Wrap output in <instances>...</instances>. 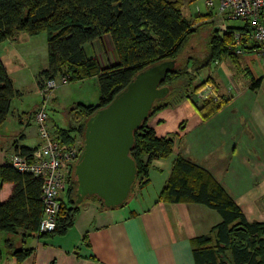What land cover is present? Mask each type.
I'll use <instances>...</instances> for the list:
<instances>
[{
	"label": "trees",
	"instance_id": "16d2710c",
	"mask_svg": "<svg viewBox=\"0 0 264 264\" xmlns=\"http://www.w3.org/2000/svg\"><path fill=\"white\" fill-rule=\"evenodd\" d=\"M210 15L207 12L188 19L180 0H0V42L19 31L31 36L45 33L48 62L38 72L41 85L45 78L60 74H69V82L97 78L98 101L77 102L72 109L78 124L54 128L55 134L68 144L78 134L83 138L88 117L108 104L138 74L162 62H173L161 82L168 87L167 93L153 102L147 118L134 131L129 151L136 166L131 195L136 188L147 184L152 159L168 157L173 150V136L156 135L149 123L150 117L160 109L188 100L204 118L226 100L217 93L211 76L197 79L201 69L235 54L232 47L236 31L229 25L220 29ZM239 28L243 34L248 31L247 24ZM105 33L111 37L116 61L100 67L83 46ZM197 37L203 38L202 55L192 52L191 42ZM253 42L241 39L239 45L247 47V43ZM207 82L216 98L197 101L196 91ZM258 82L256 79L255 84ZM17 93L0 57V125ZM16 141L12 142L14 151L28 155L35 149V146L17 145ZM79 146L81 149V143ZM74 164L67 172L64 196H59L56 227L49 233L38 232L42 213L40 179L18 171L10 162L0 164V182L13 184L10 196L0 201V231L6 233L0 246V263L3 257L20 263L30 254L31 247L15 245L18 233L22 239L34 233L38 237L62 235L72 227L80 204L86 199L107 207L96 196L86 197L79 203L75 201ZM157 201L202 203L220 214V221L208 233L192 239L196 264H264V222L248 220L228 192L201 166L178 154ZM83 238L86 240V234Z\"/></svg>",
	"mask_w": 264,
	"mask_h": 264
},
{
	"label": "crops",
	"instance_id": "0c3cea01",
	"mask_svg": "<svg viewBox=\"0 0 264 264\" xmlns=\"http://www.w3.org/2000/svg\"><path fill=\"white\" fill-rule=\"evenodd\" d=\"M180 1L188 19L209 12V18L217 25L215 10L208 9L204 0H197L195 4L193 0ZM233 20L238 23H232ZM224 22L235 31L245 24L236 19ZM19 39L15 34L0 42V57L18 91L15 97L21 100L28 88L25 81L31 48L23 47L29 40L19 43ZM252 44L242 47L234 43L235 54L224 56L206 75L214 80L217 93L226 98L213 113L203 118L190 101L182 100L150 117L149 123L156 135L171 134L174 142L168 157L152 159L147 184L136 188L124 204L112 208L86 199L80 204L72 227L62 235L38 237L34 233L22 239L18 233L15 245L31 247L30 254L20 263L3 257L0 264H196L192 239L208 233L221 216L202 203L157 201L178 154L209 172L248 220L264 222V57L259 52L261 44ZM83 47L87 55L97 59L100 67L116 61L108 33ZM238 49L241 51L236 52ZM47 62L46 52V58L29 73L34 83L31 80L29 88L37 95H41L38 72ZM62 86L65 84L59 85ZM51 96L57 98V93ZM12 105L9 113L13 124L20 126L23 120L28 124L27 113L35 123L33 114L39 103L35 102L30 112L23 103L16 101V106ZM14 134L12 130L7 133L6 128H0V164L9 163L13 141L33 147L26 142V133H20V138ZM12 187L10 182H0V201L10 196ZM5 237L6 233L0 231V246Z\"/></svg>",
	"mask_w": 264,
	"mask_h": 264
},
{
	"label": "water",
	"instance_id": "95a60500",
	"mask_svg": "<svg viewBox=\"0 0 264 264\" xmlns=\"http://www.w3.org/2000/svg\"><path fill=\"white\" fill-rule=\"evenodd\" d=\"M172 64L162 62L144 70L88 117L74 165L77 203L96 196L112 208L128 199L136 175L129 154L134 131L147 118L153 102L167 93L168 87L161 82Z\"/></svg>",
	"mask_w": 264,
	"mask_h": 264
},
{
	"label": "built area",
	"instance_id": "2783aa9c",
	"mask_svg": "<svg viewBox=\"0 0 264 264\" xmlns=\"http://www.w3.org/2000/svg\"><path fill=\"white\" fill-rule=\"evenodd\" d=\"M208 9H214L218 18L217 26L225 29L226 19H241L247 24V33L242 30L234 33L235 43L241 39L259 42V52L264 57V0H204ZM238 49L236 52H240ZM69 74H60L45 78L40 87L41 95L55 87L69 82ZM207 97L216 98V94L208 82L195 93L197 101ZM36 124L38 144L31 154L17 151L10 153L9 162L18 171L29 172L41 181L42 213L38 222V232L49 233L56 227V216L59 209V196L66 184V176L71 164L75 163L79 154V144H68L62 141L47 125L48 117L45 100L33 114Z\"/></svg>",
	"mask_w": 264,
	"mask_h": 264
},
{
	"label": "rangeland",
	"instance_id": "374dc122",
	"mask_svg": "<svg viewBox=\"0 0 264 264\" xmlns=\"http://www.w3.org/2000/svg\"><path fill=\"white\" fill-rule=\"evenodd\" d=\"M197 0H193L194 4ZM201 11H205V7L202 5ZM232 23H238V21H231ZM16 34L21 37V40L19 39V43L29 40L26 44H23V47H30L31 54H28L30 57H28L27 61V71L28 73V79H26L25 82H27V90L24 91L23 96L21 97H14L12 100V107L16 106V101L19 102V104L23 103L25 105V109H28V112H30V108L33 107V105L36 103L41 104L45 100V109L48 117L47 125L48 127L54 128V125H59L60 127H70L75 126L78 124L77 118H76V112L74 109H72L76 103L82 102L87 104L88 103H95L99 99V87L97 84V80L94 78H87L80 81H72L67 82L65 86L62 87H55L50 92L46 93L45 96L43 95H37L32 90H30L29 86L30 81L33 79V77L30 76L29 73H31L32 70L35 68V64L40 63L43 58H46V52H47V43H46V35L44 32H41L36 35H27L24 31H19ZM203 38L197 37L192 40L193 48L192 52H195L197 55H202V42ZM215 64L211 63V65L201 69L199 73L197 74L198 81L206 77V75L211 73L212 70H214ZM32 85L33 80L31 81ZM64 88V89H63ZM53 92L57 93V98L52 97L51 94ZM80 99V100H79ZM21 102V103H20ZM13 109V108H11ZM27 111V110H26ZM28 115V116H27ZM28 120V124L24 122L20 123L18 125L13 124L11 119L13 118L11 116V113H9L3 123V125H0V128H6L7 133H11V130L14 131L15 137L18 138L20 133H26L28 135L27 137V143L30 145H35L38 142V139L36 137V126L35 123L30 118V113H27L26 116ZM2 126V127H1ZM18 127V128H17ZM14 137V136H13ZM11 143V142H10ZM83 145V138L79 136L74 139L73 143L70 144H79ZM3 144V142H2ZM75 165V164H74ZM75 175V173H74ZM71 177V176H70ZM66 186V185H65ZM66 188V187H65ZM64 188V189H65ZM65 191H61L60 195L64 196ZM129 199V198H128ZM29 236H26L28 238Z\"/></svg>",
	"mask_w": 264,
	"mask_h": 264
}]
</instances>
